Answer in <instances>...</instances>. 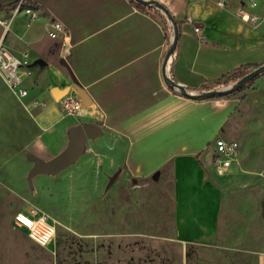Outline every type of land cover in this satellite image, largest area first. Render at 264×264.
Segmentation results:
<instances>
[{
  "label": "crops",
  "instance_id": "obj_1",
  "mask_svg": "<svg viewBox=\"0 0 264 264\" xmlns=\"http://www.w3.org/2000/svg\"><path fill=\"white\" fill-rule=\"evenodd\" d=\"M28 1L39 13L33 21L14 7L0 10V44L13 54H26L31 73L24 78L28 95L23 101L39 130H62L67 142L69 129L81 123L88 141H111L107 157L117 179L169 178L184 241L215 240L222 209L229 207L235 219L241 218L234 223L236 231H245L251 211L248 185L254 179L264 185V165L260 171L244 170L240 147L226 176L217 175L212 163L214 138L236 139L228 135L240 98L235 93L188 97L165 83L162 64L171 35L165 14L154 4L132 0ZM156 1L179 21L169 74L186 90L211 89L227 80L224 74L264 62V27L235 12L248 5L246 0L225 6L217 0ZM253 10L262 13L264 0ZM50 19L65 25L66 38L48 36ZM75 82L90 102L78 114L62 116L60 99L76 93ZM33 98L42 103L34 105ZM208 150L212 170L204 162ZM246 193L248 198L229 205L227 196Z\"/></svg>",
  "mask_w": 264,
  "mask_h": 264
},
{
  "label": "rangeland",
  "instance_id": "obj_2",
  "mask_svg": "<svg viewBox=\"0 0 264 264\" xmlns=\"http://www.w3.org/2000/svg\"><path fill=\"white\" fill-rule=\"evenodd\" d=\"M233 82L226 80L211 89ZM235 94L240 103L228 136L239 141V165L260 171L264 70ZM23 100L0 77V264H264L260 181L248 185L251 211L245 231H236L234 223L241 218L235 219L229 207L222 209L215 240L184 241L175 221L169 178L117 179V173L108 185L116 172L107 157L112 151L109 139H98L97 144L86 139L82 152L65 167L54 173L35 172L36 158H52L66 141L62 130L40 131ZM211 153L208 150L204 158L210 170ZM227 197L232 207L248 194ZM29 205L55 221L54 236L46 245L33 241L13 221L14 214Z\"/></svg>",
  "mask_w": 264,
  "mask_h": 264
},
{
  "label": "built area",
  "instance_id": "obj_3",
  "mask_svg": "<svg viewBox=\"0 0 264 264\" xmlns=\"http://www.w3.org/2000/svg\"><path fill=\"white\" fill-rule=\"evenodd\" d=\"M248 5L239 6L235 12L244 21L249 22L253 26L264 27V11L258 13L253 7L258 5V0H246ZM230 0H217L220 6H225ZM22 10L25 12L29 21L35 20L39 13L37 8L28 0H19L14 7V12ZM0 21H4L0 18ZM196 32L200 30L199 25H195ZM171 35L167 43L168 46L172 40V27L170 25ZM48 36L55 38H66L68 33L65 25L56 19H50L47 25ZM167 52V50H166ZM22 56L13 54L4 44H0V76L9 88V90L18 98H24L28 95V88L24 84V78L30 75L28 69V60ZM166 55V53H165ZM164 55L162 72L163 77H170L169 70L172 59V53L167 57ZM171 78V77H170ZM165 81V78H164ZM166 83V81H165ZM167 84V83H166ZM176 92L180 93L176 90ZM34 105H40L41 100L32 99ZM83 106L82 97L76 92L75 94H65L60 99V108L62 116L75 115L80 112ZM213 153L212 163L214 170L219 176H226L229 172L232 161L236 158L239 149V142L234 138L225 136H216L212 142ZM13 221L19 227L27 230L28 236L39 245H46L54 235L56 224L49 214L35 205H29L23 210H19L14 214Z\"/></svg>",
  "mask_w": 264,
  "mask_h": 264
},
{
  "label": "water",
  "instance_id": "obj_4",
  "mask_svg": "<svg viewBox=\"0 0 264 264\" xmlns=\"http://www.w3.org/2000/svg\"><path fill=\"white\" fill-rule=\"evenodd\" d=\"M144 4H154L158 7L168 19L171 27H172V40L168 46L166 57L172 53L173 48L175 47L177 40V26L171 16L170 12H168L167 8L156 0H136ZM264 70V64L259 67L245 73L239 80H235L232 84H228L225 86H221L218 88L207 89L203 91L198 90H186L182 85L176 83L172 78L164 76L165 81L168 86L174 88L185 96L188 97H207V96H222L228 94L231 90L236 89L238 86L243 84L245 81L249 80L251 77L257 75L259 72ZM74 88L76 92L82 97L83 104H88L90 102V98L87 92L82 88L77 82H75ZM87 139V132L81 123L73 125L69 129V137L66 142L65 147L60 150L55 156L48 160L41 159L39 157L36 158V166L35 172H49L54 173L59 169L65 167L68 163H70L77 155H79L84 149L85 141ZM110 178L108 185L113 181L116 174Z\"/></svg>",
  "mask_w": 264,
  "mask_h": 264
},
{
  "label": "trees",
  "instance_id": "obj_5",
  "mask_svg": "<svg viewBox=\"0 0 264 264\" xmlns=\"http://www.w3.org/2000/svg\"><path fill=\"white\" fill-rule=\"evenodd\" d=\"M133 2H135L136 4L142 6L144 5V3H141L139 1L136 0H132ZM19 0H0V10L6 8V7H15L18 4ZM169 12V11H168ZM174 22L176 23L177 26V38L179 37V21L175 20L173 18ZM264 64V62L262 63H258V62H253V63H248V64H244L242 65L240 68H238L237 70H234L228 74H224L223 77H225L228 81H235V80H239L245 73L259 67L260 65ZM241 68H245L244 71H241ZM256 78V75L251 77L249 80L245 81L243 84H241L240 86H238L236 89L231 90L227 95L233 94L236 91L241 90L246 83L252 81L253 79ZM219 82V81H218Z\"/></svg>",
  "mask_w": 264,
  "mask_h": 264
},
{
  "label": "bare ground",
  "instance_id": "obj_6",
  "mask_svg": "<svg viewBox=\"0 0 264 264\" xmlns=\"http://www.w3.org/2000/svg\"><path fill=\"white\" fill-rule=\"evenodd\" d=\"M53 236H54V235H53ZM53 236H52V238H53ZM52 238H51V239H52ZM51 239H50V240H51Z\"/></svg>",
  "mask_w": 264,
  "mask_h": 264
}]
</instances>
